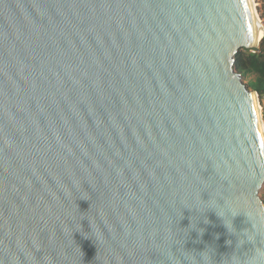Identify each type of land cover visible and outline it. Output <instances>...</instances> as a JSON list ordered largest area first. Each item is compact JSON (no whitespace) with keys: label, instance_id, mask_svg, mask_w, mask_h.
<instances>
[{"label":"water","instance_id":"obj_1","mask_svg":"<svg viewBox=\"0 0 264 264\" xmlns=\"http://www.w3.org/2000/svg\"><path fill=\"white\" fill-rule=\"evenodd\" d=\"M253 34L248 0H0V264H264Z\"/></svg>","mask_w":264,"mask_h":264},{"label":"trees","instance_id":"obj_2","mask_svg":"<svg viewBox=\"0 0 264 264\" xmlns=\"http://www.w3.org/2000/svg\"><path fill=\"white\" fill-rule=\"evenodd\" d=\"M233 67L234 71L246 82L244 84L247 89L257 94L259 103L264 110V32L256 49H244L238 52ZM261 201L264 204V198Z\"/></svg>","mask_w":264,"mask_h":264},{"label":"bare ground","instance_id":"obj_3","mask_svg":"<svg viewBox=\"0 0 264 264\" xmlns=\"http://www.w3.org/2000/svg\"><path fill=\"white\" fill-rule=\"evenodd\" d=\"M248 5H249L250 12H251L252 23H253V33H254L253 34V45L257 46L260 39L263 36V26L260 22V18L257 15L254 0H248ZM249 99H250L252 111H253V114L256 120L258 134H259V137L264 147V126H263V121H262V117L260 113V105L255 96V93H252Z\"/></svg>","mask_w":264,"mask_h":264},{"label":"rangeland","instance_id":"obj_4","mask_svg":"<svg viewBox=\"0 0 264 264\" xmlns=\"http://www.w3.org/2000/svg\"><path fill=\"white\" fill-rule=\"evenodd\" d=\"M254 3H255V9H256V12H257V15L259 16L260 18V22L263 26V22H264V0H254ZM263 32H264V26H263ZM245 84L246 82L243 81ZM260 105V103H259ZM263 108L262 106L260 105V113H261V117H262V121H263ZM259 197L260 199L262 200L264 198V183L259 191Z\"/></svg>","mask_w":264,"mask_h":264}]
</instances>
